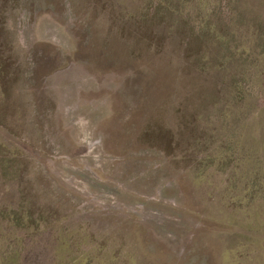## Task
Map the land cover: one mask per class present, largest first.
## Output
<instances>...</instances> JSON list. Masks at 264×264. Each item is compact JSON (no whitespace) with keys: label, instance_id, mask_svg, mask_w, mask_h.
I'll use <instances>...</instances> for the list:
<instances>
[{"label":"rangeland","instance_id":"1","mask_svg":"<svg viewBox=\"0 0 264 264\" xmlns=\"http://www.w3.org/2000/svg\"><path fill=\"white\" fill-rule=\"evenodd\" d=\"M0 264H264V0H0Z\"/></svg>","mask_w":264,"mask_h":264}]
</instances>
